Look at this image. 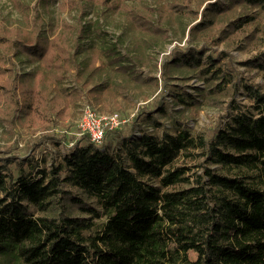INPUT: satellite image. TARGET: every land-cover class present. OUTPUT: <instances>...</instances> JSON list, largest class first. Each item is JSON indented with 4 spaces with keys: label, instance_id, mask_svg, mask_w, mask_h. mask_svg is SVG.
Instances as JSON below:
<instances>
[{
    "label": "trees",
    "instance_id": "trees-1",
    "mask_svg": "<svg viewBox=\"0 0 264 264\" xmlns=\"http://www.w3.org/2000/svg\"><path fill=\"white\" fill-rule=\"evenodd\" d=\"M51 1L11 0L22 22L0 21V120L42 130L41 141L53 145L40 155H0V264H264V86L243 73L238 81L229 50L189 45L165 66L193 69L205 83L197 94L179 84L166 90L183 105L181 118L185 109L197 112L231 95L215 127L194 132L181 119L165 127L149 110L142 119L152 130H135L138 114L109 129L104 145L88 132L68 145L66 134L49 131L64 103L81 96L62 86L51 97L53 82L97 74L105 59L128 67L115 44L79 58L93 48L84 49L93 29L84 19L92 10H125L157 39L186 22L188 38L229 41L249 53L244 65L264 75V0H157L137 11L132 0H57L48 34L38 6ZM73 11L76 23L60 17ZM20 59L36 66L20 71ZM238 89L248 103L232 96ZM168 106L158 109L171 117Z\"/></svg>",
    "mask_w": 264,
    "mask_h": 264
},
{
    "label": "rangeland",
    "instance_id": "rangeland-1",
    "mask_svg": "<svg viewBox=\"0 0 264 264\" xmlns=\"http://www.w3.org/2000/svg\"><path fill=\"white\" fill-rule=\"evenodd\" d=\"M28 1L32 5L37 2V0ZM206 2L200 7V12ZM129 3L137 11L146 4L156 6L157 0H132ZM57 5V0H55L51 1L48 6H38L45 20L43 29L47 30L48 34L53 33L49 23L57 18ZM87 8L90 11L92 10L90 6ZM60 17L72 23H76V20L80 18L78 11H73L72 14L64 12ZM200 17L199 13L198 19ZM0 21L5 22V24H20L22 22V16L14 9L11 0H0ZM84 21H91L93 23L92 31L84 39V49L91 45L93 48L88 51H81L79 58L81 60L90 58L97 48L115 44L116 49L127 56L122 63L124 66L128 65V67L126 70L119 69L117 65H112L105 59L103 70L97 74L90 75L87 71L79 81L75 76L68 75L61 83L53 82V88L50 93L51 97L62 91L60 90L62 86L68 88L67 91L78 89L80 90L79 94H81L80 98L74 103L72 101L68 102L67 105L66 102L64 103V106H67L64 114L58 116L57 123L49 129L50 132L55 131L60 135L66 134L65 142L68 145H73L85 135L79 127V120L82 116V108L86 103L93 106L99 114L119 112L122 118L125 119L123 123L125 121L128 122L139 114L141 120L136 124V131H140L141 126H148L149 130L153 129V125L150 122L142 119L149 110L154 112L153 114L165 124V127H170L172 121L177 119L184 120L186 125L194 132L215 127L224 116L231 95L223 97L224 100L226 98L223 104L209 105L204 103L197 112L191 110V108L185 109V117L181 118L183 105H175L166 91L172 88V84L185 86L186 89L194 94L199 92L195 89L196 87L205 88V83L193 69L183 66H169L165 69L171 55L189 45L199 47L208 44L218 54L222 49L229 50L236 68L235 71H238L236 75L238 81L242 82L240 77L243 73L245 76H249L252 82L256 81L264 86L263 73L257 72L256 69H249L242 63L249 53L237 49L229 41L216 44L212 43V41L206 43L204 38L200 36L188 38V30L185 34L183 33V29L186 28V22H176L172 25L168 37L165 38L160 35L157 39L155 37L157 35L154 33H146L136 28L133 25L132 17H129L125 10L122 12L110 11L100 14L92 10L85 17ZM260 22L263 25L264 19L260 20ZM34 66H36L35 63L29 64L22 59L18 62V70L20 71L34 68ZM87 78H90V83L83 85V82ZM35 84H37V81H35ZM99 84H107V90L101 93L91 91L90 88L92 86H98ZM232 96L242 103L249 102L243 94L242 89H238ZM62 97L64 99V95ZM167 101L169 102L167 110L171 113V117L163 114L158 109L163 103H167ZM0 115H2V112H0ZM3 122L0 120V155H40L41 152L53 146L50 139L41 141L42 130H35L31 125L21 123V121H16L15 125L11 128ZM108 139L110 140L111 136L107 135ZM107 140L105 137L101 145H104Z\"/></svg>",
    "mask_w": 264,
    "mask_h": 264
},
{
    "label": "built area",
    "instance_id": "built-area-1",
    "mask_svg": "<svg viewBox=\"0 0 264 264\" xmlns=\"http://www.w3.org/2000/svg\"><path fill=\"white\" fill-rule=\"evenodd\" d=\"M124 120L119 112L99 114L93 106L86 103L82 108L79 127L82 132L89 133L91 140L101 145L107 130L120 126Z\"/></svg>",
    "mask_w": 264,
    "mask_h": 264
}]
</instances>
